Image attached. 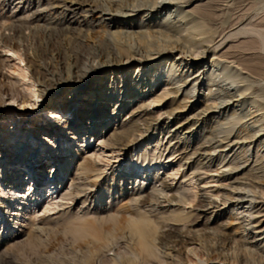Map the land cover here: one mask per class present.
<instances>
[{
  "label": "rangeland",
  "instance_id": "374dc122",
  "mask_svg": "<svg viewBox=\"0 0 264 264\" xmlns=\"http://www.w3.org/2000/svg\"><path fill=\"white\" fill-rule=\"evenodd\" d=\"M47 1L48 0H0V85L1 83L12 81L17 78L18 75L10 68L13 67L15 62H18V60L15 59L16 56L13 55V53L4 51L2 47V36L11 35L13 33L10 29L12 25L17 28L21 26L22 30H24V36H16V38L11 41L15 49L19 50L24 58L33 60V63H35L37 68H40L39 70L41 72L44 74L47 73L46 75L49 78L52 77L49 81V90L44 95L45 97L41 99L42 105L37 110H22L18 107L17 103L12 100L11 95L0 94V264H143L139 262L132 253L125 251L124 244L127 233L130 231V221L137 219L150 223L152 219H155L153 220V222L156 223L155 226L159 225L158 229L162 227V231L163 229L171 228L173 233H176L179 227V230L183 231V234L185 232L184 235H186L187 232L188 234L190 233L191 236H195V234H205V232H207L206 235H211V238H207L211 240H208V244L215 245L216 248H218V252H220L219 250L224 246L226 250L224 249L223 252L233 250V248H229L232 247V245L235 246V239L241 240V242L239 241L240 244L237 245L240 247L237 249L240 252L239 255L237 254L234 258L230 256L228 258H224L223 256L222 258L220 255L217 261L213 260L208 264H259V261L260 264L262 262L264 263V229L255 233L259 229L249 224L250 218H246L244 214H239L237 212V208L241 207L243 204H236L238 197L239 199L243 198L245 200V209H248V207H246L249 204L248 201H255L254 204H256V208L254 211L263 210V213L254 216L253 220H264V0H208L198 9L200 11L198 12L196 9L195 13L192 8L195 4L190 6L184 4L182 8L172 7L179 11V15L172 18L173 22L178 20L181 15L185 16L187 10L190 11L191 9L196 15H198V13H201V16L203 14L205 15L198 20V24L191 26L192 28L188 31V34L187 31L183 32V39H189L191 38L189 33L194 36L196 35L195 33L199 31L205 32L207 36V41L202 46V49L204 48V50H206L204 51V58H201V66L210 68L208 72L209 75H206L204 83L199 86L200 91L198 90L196 92V98L194 97L191 99H196L198 106L202 107L205 104L211 86H213V91L221 88V86L227 88L231 87L233 89L232 85H230L232 84L231 80L235 81L234 83L240 86L241 90H231L232 93L228 95L226 89H223L221 92L222 97L216 100L217 103L225 106L228 102L233 101V98L237 97L240 93H244L242 96L244 99L242 102L236 103L239 105L236 106L235 109H223L221 114L216 113L214 116L212 115V120L207 122V124H201L202 120L199 122L200 127L196 132L190 134L191 146L187 149L185 154L181 152L184 147L183 143L180 146L178 145L174 151L171 149L176 139H173L175 141L170 145V141L173 137H171V135L168 136L170 133L169 130L188 114V112H178L181 114L179 117L169 114V112L175 108L174 105H183L181 99H178L176 102V97L173 93L165 96L164 99L159 97V99L161 98L160 102L152 103L151 107H149L153 119L159 117V123L156 120L147 122L143 120L144 118H142V114L138 110L139 102L141 103V101L146 100L147 96H140L136 99H125L123 98L124 95L119 97V91L123 83L120 80L115 90V83L113 82L115 75L112 73V67L107 65V61L97 60L96 62H91L83 72L68 70V68L72 67L75 57L76 59L85 58L86 56L90 57V52L95 51V49L102 50V52L104 51L103 53L106 54L107 51L105 50H108L109 43L105 41L106 35L103 34L105 33L103 28H95V31L97 29V34H92V32H90V26L83 27V32L70 31L64 19L55 20L57 13L53 15L50 13V15L43 19H34V11L37 8L44 7ZM82 13L83 11L80 10L77 16H80ZM140 14L142 13L132 16L131 20L139 22L141 19ZM95 16L96 15L90 16V18ZM49 18L52 19V23L49 21ZM166 18L167 11H164L160 21L162 22ZM29 26H31L32 31L28 29ZM152 29L153 27L149 28V30L144 27L148 35L152 34ZM200 37L201 36H195L196 39L194 38L193 43L199 42L201 40ZM149 39L151 38L149 37ZM129 41L131 40L129 39ZM92 47L94 50H92ZM177 52L180 53V51ZM214 55L215 60L211 62ZM163 56H166V54L155 60L146 57L143 58L141 62L134 65L123 64L119 69H124L127 76L131 77L135 75L134 72L137 70V67L142 66L144 67V71L148 70L150 65H153V63L157 64ZM28 59H25L24 64L28 63ZM216 60L219 61V63ZM101 64L106 66H99ZM224 67L227 69L231 68L230 73L233 74L226 75ZM169 69L171 70V67L167 66L168 71ZM212 70H216L215 74L210 75ZM173 73L174 72H171L170 77H173ZM225 75L226 77L228 76L229 79H226V77H224ZM181 81L183 82V79ZM181 81L178 83L181 84ZM211 82L214 83V85H210L212 84ZM101 84H105L103 88L106 94L111 96L108 100L106 98L104 102L100 100V96H97L98 89L100 88L99 85ZM175 86L176 85H170L166 87L165 85H156L151 97L160 96L164 90L170 87L172 88L169 90L174 91L175 88L173 87ZM19 88L23 89V86L19 85ZM79 95H82L80 98H85L86 101L82 102L80 98L79 101L74 100V98L79 97ZM16 97L17 96L14 98ZM62 98L67 99L62 100ZM122 99L123 101L134 102L125 109L120 106L116 109V104L119 103L120 105ZM52 100L57 103H64L66 109L72 108L74 110V112L68 111L64 115L62 124H64L66 128L61 130V132L55 129L54 123L45 115L44 108ZM79 108L81 109L79 110ZM114 108L116 110H114ZM177 111L183 110L180 108ZM72 113L76 114L74 115L75 117L71 115ZM131 113L133 115H131ZM15 118L19 119V122L17 121L19 127L25 124L24 121L27 118L30 119V123H26L25 125L27 127H25L30 131L32 130L31 125L34 126V132H30L32 138L35 140L34 142L29 141L25 143L26 140H23L24 137L19 135L21 132L16 130ZM21 120L24 121L21 123ZM91 120L92 122L90 123ZM74 122L84 123L87 128L83 133H86L87 139L90 138V140H94L95 142L91 145L81 146L83 143L78 137L76 140L74 139L66 143L65 141H67V138L65 135H67V133L65 130L71 129ZM148 123L151 124L148 125ZM95 128L106 133L112 132L115 128H118L119 131L125 129L124 132L127 133L118 135V141H107V144L110 146L105 147L106 152L104 154L109 155L112 153V149H114L116 150L115 156L119 157V159H113L110 165H107L106 162H99L98 164L100 167L97 166L93 169L91 172L92 178L88 180V182L93 184L92 188L87 191H90L88 194L89 201L81 211L79 209L81 208L82 200L73 203V201L67 199L62 201L65 205L53 207L54 209H50L49 211L46 210L48 196L50 194H58L53 193L55 191V185L51 184L53 181V174H51L50 169L48 172L43 173L41 178L39 177V180L44 182V186L46 187L38 189L37 192H32L33 189L30 188L29 183L33 185L35 181H32L30 178L31 174L26 176L28 169L20 174H12L11 171H9L10 167L18 162L16 158L20 154L24 153L30 159L37 156L32 152V149L37 143L40 145L38 147L40 153L43 150L48 152L47 154L49 157L44 158L42 161L44 164H54L56 162L55 158L58 157V164L54 165V168H57L59 171L62 169L61 162L66 159L72 158L73 163H77L80 160L82 161L85 157H90L94 152L100 153L99 148L95 146V144H98L99 139L102 138L98 135H94L93 137L92 132ZM140 128H142V132L138 130ZM26 130L24 131L25 133L27 132ZM14 131L15 133L12 134ZM185 131L186 129L181 130L179 136ZM229 132L234 133L237 138L233 137V140L236 138L241 144L235 145L236 147L225 146L223 144V146L220 147L218 142H220V139L226 138ZM42 135L56 141L55 146H59L61 141L64 140V144H67V146L63 148L67 149V151L63 150L61 153L59 151L57 153L56 148L51 147L49 149L45 147L46 143L40 141ZM8 138H11L12 141L5 142ZM142 139L147 141L149 146L136 150L137 144L135 143ZM206 140H212L213 143L212 141L208 143H212L214 146L218 144V146H215L213 161L211 160L209 164L211 165V170L204 172L202 171L204 170L202 167L205 160H203L201 155L193 154V152H195L197 150L196 148ZM14 142L15 144L21 143V147L25 146V148L18 150ZM114 142H119V144L115 147L112 145ZM75 150H80V154H76ZM132 151L133 153H138L140 151L139 161L141 162L159 160L165 163L166 166L159 169V171L156 170L155 176L153 177V175H151L152 178L150 179H145L141 175L130 178L129 169H124L123 166L124 164H129V160L132 158ZM232 159L234 163L228 165L229 161ZM180 162L182 163V168L179 170L178 176H176V173H173L171 168L178 166ZM241 163L249 165L248 168L238 173V175L233 178H224V174L230 170L229 168ZM223 165L224 167H222ZM195 170H200L202 174L198 173L197 175ZM6 172L8 176L4 179L12 181L13 184L10 185L9 188H6L5 193H3L5 186L2 185V178ZM72 174L75 175V172ZM155 177H158L160 180L166 179L165 181L168 184H172V192L178 195L180 192H190L191 195H194V191L189 189V183L192 177L195 178L198 191L196 196L197 200L195 199L193 203L187 205V210L184 212L187 216V212L190 211L188 218H184L182 215V217L177 216L176 220H174V216L171 213L174 207L165 206V203H162L158 207L159 212L155 211L156 213L152 215V212H150V209H153L150 205L151 202H144L142 200L146 192L145 195L151 194L152 187L156 185L157 187L158 185L160 186L161 181H157ZM235 178L237 182H234ZM206 181L210 182L205 183ZM238 181H242L240 186L244 189L242 190L241 197L235 196V198H229V200L224 203L222 199L227 191L226 187H230L232 184L235 186V184H239ZM72 183V178L67 172L61 189L64 191L67 190ZM14 185H17L16 190L18 192H23L24 196L21 197L22 199L28 197L27 200L25 199L26 202L21 205L22 210H17L19 206L18 203H20L22 199H13V194L11 195L12 192H10V189L13 188ZM38 193H41L39 199L36 198ZM205 195L211 197L209 198L210 200L214 199L217 201L216 205H214L216 208L208 205L205 207L201 206L202 203L199 202L203 199L202 197L206 198ZM2 196L6 197L3 198ZM209 199L206 200L204 204H207ZM195 203L196 205H194ZM176 209H178V207H176ZM36 210H40V212L35 213L34 211ZM19 212H21L22 215H20ZM31 213L33 214L31 215ZM180 218L181 220L183 219V222L178 220ZM249 226L250 229L246 230ZM166 231H164V234H169L171 232L169 230ZM213 231H217L219 235H212ZM159 233H161V230H159ZM253 236L257 237L254 238ZM242 240L245 242H242ZM174 257H177V253L168 255L169 260Z\"/></svg>",
  "mask_w": 264,
  "mask_h": 264
},
{
  "label": "bare ground",
  "instance_id": "6f19581e",
  "mask_svg": "<svg viewBox=\"0 0 264 264\" xmlns=\"http://www.w3.org/2000/svg\"><path fill=\"white\" fill-rule=\"evenodd\" d=\"M207 1L208 0H48L44 7L37 8L34 11V14H35L34 19H37V18L43 19V18L47 17L48 15H50V13L52 15L54 13H57V15L55 16L56 17L55 20L64 19V21H66L67 27L69 28L70 31L73 30V31H77V32H83L84 31L83 27L90 26L89 30H91L90 32H92V34H94L97 31V29L95 31V28H103V30L105 32L103 34L106 35L105 41H107L109 43L108 50H105V51H107L106 54L103 53L104 51L102 52V50L95 49V51L90 52L91 53L90 57L86 56L85 58H77V59L75 57L76 61L74 60L72 67L68 68V70H73L75 72H83V71H85V69L87 68V66L91 62L93 63V62H96L97 60L107 61L108 62L107 65L112 67V73L115 75L114 76L115 78L113 80V82L115 83V90H116V86L118 85V82L120 80L123 83L122 88L119 91V97L124 95L123 98H125V99H130V98L136 99V98H139L140 96H144V97L147 96L146 100L141 101V103L139 102V109H138L140 111V113L142 114V118H144L143 120H145L147 122H152L155 120L158 122V119H159V117H157V119H153V117L151 115L149 107H151L152 103H156L158 101L160 102L161 98L164 99L165 96L171 95L173 93L176 97V102L178 101V99H181V103L183 105H180V106L176 105L177 107L174 105L175 108H173L172 109L173 111L171 110L169 112V114L176 115V117H179V115H181L178 112H188V114L186 115V117L184 119L180 120L178 124H176L175 126H173L169 130L170 133L168 132L169 133L168 136L171 135V137H173L170 141V145L173 144V142L175 141L173 139H176V142H174L175 144L171 147V149H173V151H174L178 145L180 146L183 143L184 147L182 148L181 152L183 154H185L187 149L191 146L190 134L197 131V129L200 127L199 122L201 120H202L201 124H207V122H210L212 120V115L214 116L216 113L221 114V111L223 109H228V108L229 109H232V108L235 109V107L239 105L236 103L242 102V100L244 99L242 97L244 95V93L242 92L237 97L233 98V101L228 102V104H226L225 106L219 105L217 103L216 100L219 99L220 97H222L221 92L223 91V89H226V92L228 93V95H230L233 90H241V87L238 86L236 83H234L235 81H233V80H231L232 84H230V85H232L233 89L231 87L227 88V87L221 86V88H218V89L216 88L217 90L213 91L214 90L213 86H211L209 88L208 97L206 96L207 98L205 100V104L202 107L198 106V102L196 99L195 100L191 99L194 97L196 98V96H197L196 92L198 90L200 91L199 86L202 85V83H204L206 75L208 74V72L210 70V68H207L206 66L205 67L201 66L202 65V62H201L202 59L201 58H204L203 57L204 51L206 50V49L204 50V48L202 49V46L207 41V39H206L207 36H206L205 32L199 31V32L195 33L196 35H194V36H193V34L189 33V36H191V38H189V39L187 38L188 39L187 40L185 38L183 39V37H184L183 32L187 31V34H188V31H190L192 28L191 26H195V24H198L199 23L198 20L205 16L203 14L202 15L203 17H202L201 13H198L200 11L198 9L202 5H204ZM184 4H187V6L195 4V5H193L192 8H193L194 13L196 12L195 11L196 9L198 10V12H197L198 15L194 14L192 9L190 11L187 10L185 16L181 15L178 18V20L173 22L172 18L178 16L179 11H177V9H174L172 7L182 8V7H184ZM80 10H82L83 13L80 16H77V14ZM164 11H167V18L161 22L160 18H162ZM191 11H192V13H191ZM138 13H142V14H140L141 15L140 21L138 22V21L131 20V17L136 16V14H138ZM204 13L207 14L206 12H204ZM94 15H96V16L93 18H90V16H94ZM49 21L52 23V19L49 18ZM144 27H145V29L147 28V30H149V28L153 27L152 34H149V35L146 34L147 32L144 30ZM10 29L13 31V33L11 35H3L2 36V40H3L2 47H3L4 51H7L8 53L9 52L13 53V55L16 56L15 59L18 60V62H15L13 67H10V68L13 72L17 73L18 75H17V78L13 79L12 81H7L5 83H1L0 94L11 95L12 100H14V102H16L18 107H20V109H22V110H24V109L25 110L26 109L37 110L42 105L41 99H43L45 97L44 95L49 90V88H48L49 87V81L52 79V77L49 78L46 75L47 73L44 74L43 72H41L39 70L40 68H37L35 63H33V60L28 59V58H24L22 53H20V51L15 49V47L12 45L11 41L14 40L16 38V36H18V37L24 36V30H22L21 26H19V28H17L14 25H12ZM28 29H30V31H32L31 26H29ZM100 30H102V29H100ZM88 36H89V34H88ZM98 36H100V35H98ZM195 36H201L200 37L201 40L199 42L193 43ZM149 37L151 39H149ZM96 38H97V36H96ZM129 39L132 42L129 41ZM96 41H98V40H96ZM92 50H94L93 47H92ZM75 51H77V50H75ZM177 51H180V53H178ZM78 53H76V54H78ZM156 54H158V55H156ZM164 54H166V56H163L164 59L162 57V59L159 60L157 64L153 63V65H150L148 67V70L144 71V67H142V66L137 67V70L134 72L135 75H133L131 77L127 76L126 71L124 69H122V70L119 69V67L123 64H133L134 65L138 62H141L143 60V58H146V57H149L152 60H155L157 58H160ZM176 54H178V55H176ZM25 59L26 60L28 59L27 64H24ZM213 60H215V55L212 57L211 62H213ZM217 62L219 63V61H217ZM99 66L105 67L106 65L101 64ZM167 66H170L171 70L169 69V71H168ZM215 71L212 70V72H210V75L215 74ZM171 72H174L173 77H170ZM224 72L226 75L233 74V73H230L231 68L227 69L226 67H224ZM226 75L224 77H226ZM2 76H3V74H2ZM233 77H234V75H233ZM182 79H183V82L181 81ZM226 79H229V77L227 76ZM236 79H238V78H236ZM179 81H181L182 83L181 84L178 83ZM216 81H219V80H216ZM19 83H21V84H19ZM19 85L20 86L22 85L23 89L22 88L20 89ZM156 85H158V86L159 85H165L166 87L170 86V85L171 86L176 85V86L173 87V88H175L174 91H170L169 89L172 88V87H170L167 90H164V92L160 96L151 97V94H153V92L156 88ZM210 85H214V83H212ZM104 86H105V84L99 85L100 88L98 89V95H97V96L101 97L100 100H102V102H104V100L106 98L108 100L111 97L110 95L108 96L106 94L105 89L103 88ZM139 87L142 89H140ZM15 96H17V97L14 98ZM81 96L82 95H79V97H75L74 100L79 101V98ZM159 97H161V98L159 99ZM66 99L67 98H62V100H66ZM171 99H173V98H171ZM80 100L82 102L86 101L85 98H80ZM121 101H122V103L120 105H119V103L116 104V106H115L116 109L118 106L123 107V109H125L132 102H134V101L127 102L125 100L123 101V99ZM178 104H179V102H178ZM74 106H72V107H74ZM115 108H114V110H116ZM180 108H182L183 111H177ZM80 109L81 108H79V110ZM44 111H45V115L47 117H49V119L54 123V126L56 127L55 129H57L58 132H61V130L66 128L64 126V124H62V120L64 119V115L68 111L74 112V110L72 108L66 109V105L64 103H57L54 100L50 101L46 105V107L44 108ZM133 111H135V110H133ZM167 111H168V109H167ZM71 115L73 117H75L74 115H76V114L72 113ZM131 115H133V114L131 113ZM17 118L14 119V122L16 125V130H19L21 132L19 135H21L22 137L25 138V139L23 138V140H26L25 143H27L29 141L34 142L35 140H34V138H32V134H31L32 132H34V126L31 125L32 130L29 131L26 128L27 126L25 125L26 123L27 124L30 123V119L27 118L25 121L21 120V123H22V121H24L25 124L23 126L19 127V124H17V121L19 122V119H17ZM233 118H234V116H233ZM45 121H46V118H45ZM91 122H92V120L90 121V123ZM150 124L151 123H148V125H150ZM72 125L73 126L71 127V129L65 130V132L67 133V135H65V137L67 138V141H65L66 143H68L74 139L76 140V138H78V137L81 139V141L83 143V145H81V146L91 145L92 143L95 142L94 140H90V138L87 139L86 133H83V131L86 130V128H87L84 123L74 122ZM219 125H222V124H219ZM137 127H139V126H137ZM121 128H122V126H121ZM145 129H148V128H145ZM184 129H186V131L183 132L181 136H179V132L181 130H184ZM25 130L27 131L26 133L24 132ZM124 130L125 129H123V131L122 130L119 131L118 128H115L112 132L106 133L104 131H99L98 129L95 128L92 132L93 137H94V135H98L99 137L102 138V139H99L98 144H95V146H97L99 148L100 153L94 152L90 157H85L82 161L80 160L77 163H73L72 158L66 159L65 161L61 162L62 169L60 171L57 168H54L55 167L54 165L58 164V161H57L58 157L55 158L56 162L54 164H48V163L44 164L42 162L43 159L48 158L49 155L47 154L48 152H46L44 150L40 153V150L38 149V147L40 145L38 143L32 149L33 154H35L37 156L30 159L24 153L20 154L16 158V161H18V162L14 163L11 166L12 168L10 167L9 171H11L12 174H20L24 170L28 169L27 170L28 173L26 174V176L31 174L30 178L32 179V181H35L33 185L31 183H29L30 188L33 189L32 192H37L38 189L46 187V186H44V182L39 180V177L41 178L42 174L45 172H48V170L50 169L51 174H53V181L51 184L55 185V191L53 193H58V194L57 195L50 194L48 196V202H47L46 210L49 211L50 209H54L53 207L65 205V204H63L62 201L67 199L69 201H73V203L76 201L82 200L81 201L82 204L80 206L81 208L79 209L81 211V209L85 208L84 206L89 201V195L88 194L90 191L89 192H87V191L92 188L93 184L88 182V180L92 178L91 172L93 171V169L95 167L99 166V164H98L99 162H106L107 165H110V163L112 162L113 159H115V160L119 159V157L115 156L116 150H114V149H112L111 154H109V155L104 154L106 152L105 147L110 146L109 144H107L108 143L107 141H111V140L118 141L117 140L118 135H124L125 133H127V132H124ZM138 130L142 132V128H140ZM14 133H15V131L12 134H14ZM108 133H109V135H108ZM133 133H135V132H133ZM26 135H27V137H26ZM233 137H236V135L234 133L229 132V134L227 135L226 138H224V139L219 138L220 142H218V143L220 144V147L223 146V144L225 146H232V147L235 145L241 144V142L236 139L237 137L234 138V140H233ZM103 138H105V139H103ZM128 138H130V137H128ZM41 139H40V141H43V143H46L45 147H47L49 149L51 147L52 148L54 147V148H56L57 153H58V151L60 153L63 150L67 151V149L63 148L65 146H67V144H64V140L61 141L59 146H55L56 141H53L52 138H48L47 136L42 135ZM219 139H217V140H219ZM9 141H12V139L8 138L5 142H9ZM210 141H212V140H210ZM210 141L206 140L204 143H202L201 145H199L196 148L197 150L195 152H193V154L201 155L203 157V160H205L203 162V167H202L204 169L202 171H204V172L211 170L210 169L211 165H209V164L211 163V160L213 159V155L215 153L214 148L216 145L214 146L212 144L213 141H212V143H208ZM246 142H244V143H246ZM14 144H15V142H14ZM118 144H119V142H114L112 145H114L116 147ZM135 144H137L136 150H138V148L143 149L145 146L146 147L149 146L148 142L143 140V139L136 142ZM15 145L17 146L18 150H20L21 148L22 149L25 148V146L21 147V145H22L21 143H19V144L17 143ZM217 146H218V144H217ZM248 146H250V145H248ZM261 146H263V145H261ZM247 149H248V147H247ZM45 150H46V148H45ZM75 151H76V154H80V150H75ZM97 151H98V149H97ZM139 152L133 153V151H132V155H131L132 158H130L129 164H124V166H123L124 169L125 168L129 169L130 178L137 177V176L141 175L145 179H150V178H152L151 175H153V177L155 176L156 170L159 171V169L166 166L165 163H163L159 160H154L152 162H141V161H139V156H140ZM248 162H249V160H248ZM232 163H234L233 159L229 161L228 165H231ZM244 163L243 164L241 163L239 165L237 164L234 167L229 168L230 170L228 172H225L224 178H226V179L233 178L234 176L238 175V173H240V172L244 171L246 168H248L249 165H244ZM28 166H29V168H28ZM222 167H224V165ZM181 168H182V163L180 162V164L178 166L172 167L171 170L173 171V173H176L175 174L176 176H178L177 174ZM257 169H259V168H257ZM263 171H264V167H263ZM2 172H3V170H2ZM67 172H68V175L72 178L73 183L70 186V188H68L67 190L64 191L61 189V186L63 184V180H64V177L66 176ZM73 172H75V175L72 174ZM195 172H197V175H198V173L202 174V172L200 170H195ZM261 173H263V172H261ZM258 174H260V173H258ZM7 176H8V174L6 172V173H4V176L2 178V185L5 186V188L3 189V193H5L6 188H9V186L13 184L12 181L4 179ZM94 176H96V175H94ZM155 179H157V181H161L160 186L158 185V187H157V185H156L155 187H152V192L150 195H145L147 192L146 193L144 192L145 194L143 195V200H142L144 202H149V201L151 202L150 205H151V208H153V209H150V212H152V215H153V213H156L155 211H158V209H159L158 207L162 203L163 204L165 203L166 204L165 206L174 207L171 210V213L174 216L173 217L174 220H176L177 216L182 217V215L184 218L185 217L188 218V214L190 213V211L187 212V216H186L184 211L187 210V205H189L195 201L196 196H197V192H198L197 187H196L197 182L195 181V178L192 177L190 179V183H189V185H190L189 189L194 191L193 192L194 195H191L190 192H180L179 195L174 194L172 192V190H173L172 184L171 185H170V183L168 184L165 181L166 179L160 180L158 177H155ZM236 180L237 179L235 178L234 182H237ZM209 182L210 181H206L205 183H209ZM238 182H239V184H235V186L232 184V185H230V187L228 186L229 188L226 187L227 191L223 195L224 198L222 199L224 203H226L229 200V198H235V196L241 197L242 190H244V189L240 186L242 181H238ZM47 187H50V186H47ZM261 187H262V185H261ZM16 188H17V185H14L13 188L10 189V192H12L11 195L13 194V196H12L13 199L21 198L22 196H24L23 192L22 191L18 192L16 190ZM182 188H184V187H182ZM202 190H203V188H202ZM256 193H257V191H256ZM216 195L219 196L218 194H216ZM2 197L5 198L6 196H2ZM39 197H41V193H38L36 195L37 199H39ZM205 197L206 198L202 197L203 199L200 200V202H199V203H202L201 206L205 207L208 205V206H211L213 208L214 207L216 208V206H214V205H216L217 201L214 199L210 200L209 198H211V197H207L206 195H205ZM243 197H244V195H243ZM27 198L28 197H25L26 200H27ZM25 199H22V201L20 203L17 202L19 205L17 207V210H22L21 205H23L26 202ZM208 199H209V202H207V204H204L206 202V200H208ZM244 202H245V200L243 198L239 199V197H238L236 204H238V205L243 204V205L241 207L237 208V210H238L237 212L239 214H244V217H246V218H250L249 224L250 225L252 224V226L254 228L259 229L255 233L262 231V229H264V220H260V219L259 220H253L254 219L253 217L263 213V210H259V211L255 212L254 209L256 208V204H254L255 201H253V200L248 201L249 204L246 206V207H248V209H245ZM253 204H254V206H253ZM194 205H196V203ZM176 207H178V209H176ZM34 212L37 213V212H40V210H36ZM126 212H127V210H126ZM255 213H257V214H255ZM19 214L22 215L21 212H19ZM32 214L33 213H31V215ZM78 214H81V213H78ZM140 218H142V217H140ZM153 220H155V219H152V221H151L152 224L150 222H143L139 219L134 220V221L128 220V221H130V224H129L130 231L127 233V237H126L125 242H124L125 251L132 253L133 256L139 262H142L143 264H208L210 261H213V260L217 261L220 258V255L222 256V258H223V256H224V258H228L229 256L234 258V257H236L237 254L239 255V253H240L237 250L238 248H240L239 246H237L240 244L239 241L241 242V240H239V239H235V241H234L235 246L232 245V247L229 248V249L233 248V250H231V251L227 250V251L223 252L224 249L226 250L225 246L222 247L223 245H226V244H223L221 246L222 247L221 250H219L220 252H218V248H216L215 245L208 244L209 239H207V238L208 237L211 238V235L210 234L206 235L207 232H205V234H199V235L195 234V236H191L190 233L188 234V232H187V234L184 235L185 232L183 234L182 233L183 231L179 230V227L177 229L178 232L176 231V233H173L171 228H166V229H163V231H162V227H161V229H158L159 225L158 226L156 225L157 226L156 227L155 226L156 223H154ZM178 220L182 221L183 219L181 220V218H180ZM186 222H188V221H186ZM230 223H232V222H230ZM183 228H184V226H183ZM248 229H250V226L246 228V230H248ZM159 230H161V233H159ZM166 230H169L171 232L169 234H164V231H166ZM212 235L218 236L219 234L217 233V231H213ZM253 237L256 238L257 236H253ZM209 241H211V240H209ZM242 242H245V241L242 240ZM115 243H117V242H115ZM243 248H244V246H243ZM248 249H249V247H248ZM173 253H177V257L171 258V260H169L168 255H172ZM253 255H255V254H253ZM256 255H257V252H256ZM258 255H259V253H258ZM223 262H224V260H223ZM259 264H260V261H259ZM261 264H264V263L262 262Z\"/></svg>",
  "mask_w": 264,
  "mask_h": 264
}]
</instances>
